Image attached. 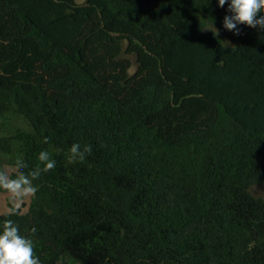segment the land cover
Segmentation results:
<instances>
[{
    "label": "trees",
    "instance_id": "trees-1",
    "mask_svg": "<svg viewBox=\"0 0 264 264\" xmlns=\"http://www.w3.org/2000/svg\"><path fill=\"white\" fill-rule=\"evenodd\" d=\"M227 8L0 0V118L29 127L0 150L56 162L0 230L40 264H264V30H225Z\"/></svg>",
    "mask_w": 264,
    "mask_h": 264
},
{
    "label": "clouds",
    "instance_id": "clouds-1",
    "mask_svg": "<svg viewBox=\"0 0 264 264\" xmlns=\"http://www.w3.org/2000/svg\"><path fill=\"white\" fill-rule=\"evenodd\" d=\"M228 4L227 11L231 15L223 18V28L232 32L234 35H240L238 25H245L248 28L264 30V0H217V6L223 7ZM258 14L259 17H258ZM212 27V25H211ZM218 34V29H215ZM44 143L48 142L45 138ZM91 146L83 147L80 144H73L70 148V162H83L88 153L91 152ZM43 165L42 169H35L25 174L21 171L26 167L23 161H17L14 166L15 175L11 171L0 168V189L8 196L11 207L7 208L8 216L18 214L21 204L25 198L35 196L37 187L34 181L39 178L40 172H48L55 168V160L50 159L47 151H42L38 157ZM35 233L36 229L31 230ZM34 244L32 239L20 234L18 225L12 219L3 221L2 230H0V264H40L39 259L34 256Z\"/></svg>",
    "mask_w": 264,
    "mask_h": 264
},
{
    "label": "rangeland",
    "instance_id": "rangeland-1",
    "mask_svg": "<svg viewBox=\"0 0 264 264\" xmlns=\"http://www.w3.org/2000/svg\"><path fill=\"white\" fill-rule=\"evenodd\" d=\"M213 27V26H212ZM211 24L206 25L205 29H212ZM224 42H226L224 40ZM0 129H3V132L0 135H9L14 134L18 129L28 130L29 127L22 117L16 115H9L6 119L0 118ZM21 155V145L20 143L14 144V151L12 155H6L0 150V168H5L7 171H11L14 173V166L12 165V160L14 158H18ZM257 191L259 193L264 194V188L261 186L257 187ZM31 200L30 198H25L23 203L21 204V208L23 211H26L27 206ZM11 202L7 196V194L0 189V213L6 212L7 208L10 207Z\"/></svg>",
    "mask_w": 264,
    "mask_h": 264
}]
</instances>
